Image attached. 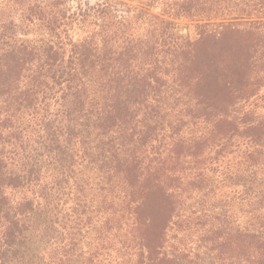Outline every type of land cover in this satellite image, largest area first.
I'll list each match as a JSON object with an SVG mask.
<instances>
[{"label": "trees", "instance_id": "1", "mask_svg": "<svg viewBox=\"0 0 264 264\" xmlns=\"http://www.w3.org/2000/svg\"><path fill=\"white\" fill-rule=\"evenodd\" d=\"M113 2L0 6V264H264V0Z\"/></svg>", "mask_w": 264, "mask_h": 264}, {"label": "rangeland", "instance_id": "2", "mask_svg": "<svg viewBox=\"0 0 264 264\" xmlns=\"http://www.w3.org/2000/svg\"><path fill=\"white\" fill-rule=\"evenodd\" d=\"M8 0H0V6H4V4L7 3ZM69 4V6L76 10L80 4H87L90 6H98L102 3H104L106 0H66ZM114 1L112 5H115V2L122 3V5L116 6V9L122 10V15L127 16H133L135 12H137V9H141L144 7V4L142 3V0H112ZM177 0H164L163 3L156 0V4L153 8H150V13L157 16H162L164 18H167L169 20H172L167 15L170 12L169 6H171L173 3H175ZM176 23V34L178 36H184L189 37L191 40H195L198 37V30L197 25L202 24L199 21L191 20V19H180V20H173ZM76 38L78 37L79 32L78 30L75 31Z\"/></svg>", "mask_w": 264, "mask_h": 264}]
</instances>
